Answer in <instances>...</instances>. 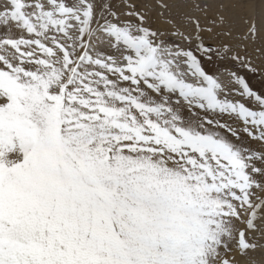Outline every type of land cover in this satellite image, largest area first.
<instances>
[{
  "label": "snow or ice",
  "instance_id": "6c2138e0",
  "mask_svg": "<svg viewBox=\"0 0 264 264\" xmlns=\"http://www.w3.org/2000/svg\"><path fill=\"white\" fill-rule=\"evenodd\" d=\"M146 8L0 0V264H234L258 247L264 94L230 67L256 71L247 46L206 43L196 16L154 29Z\"/></svg>",
  "mask_w": 264,
  "mask_h": 264
},
{
  "label": "rangeland",
  "instance_id": "374dc122",
  "mask_svg": "<svg viewBox=\"0 0 264 264\" xmlns=\"http://www.w3.org/2000/svg\"><path fill=\"white\" fill-rule=\"evenodd\" d=\"M161 2L167 3L169 5L168 9L159 8L157 0H137L138 7L147 5L145 10L150 27L162 31L167 30L170 28L167 21L172 19L181 26L182 30H187L182 24V17L196 16L199 17L202 27L213 29L211 32L204 31L202 33L206 43L213 46L221 42L230 43L233 46H243L246 44L247 55L256 71L251 72L235 65H230V67L243 75L253 90L264 94V55L256 51V49L264 48V0H161ZM205 2L211 5L206 14L194 7V4L199 3L203 5ZM221 3L225 4L224 8L219 7ZM217 13L225 17V27L231 30V37L218 35L222 31L221 28L214 27L211 23V20ZM245 20L249 23L253 21L256 23L257 28L260 30L258 37L252 40L242 41L240 39V36L246 32L248 27ZM237 50L240 51L241 49L237 48ZM221 68L223 69V65H221ZM236 99H240V97L237 96ZM242 142L254 149L262 147L261 144L251 140L244 134H242ZM253 235L255 236L254 242L258 245L255 250H249L246 254L242 255L233 246L232 250L226 253L228 257L233 259L234 264H264V234Z\"/></svg>",
  "mask_w": 264,
  "mask_h": 264
},
{
  "label": "bare ground",
  "instance_id": "6f19581e",
  "mask_svg": "<svg viewBox=\"0 0 264 264\" xmlns=\"http://www.w3.org/2000/svg\"><path fill=\"white\" fill-rule=\"evenodd\" d=\"M242 264H244V263H242Z\"/></svg>",
  "mask_w": 264,
  "mask_h": 264
}]
</instances>
